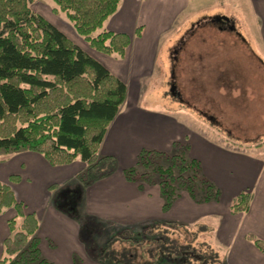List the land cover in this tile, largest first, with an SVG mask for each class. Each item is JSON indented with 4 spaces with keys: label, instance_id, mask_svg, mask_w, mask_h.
I'll return each mask as SVG.
<instances>
[{
    "label": "trees",
    "instance_id": "1",
    "mask_svg": "<svg viewBox=\"0 0 264 264\" xmlns=\"http://www.w3.org/2000/svg\"><path fill=\"white\" fill-rule=\"evenodd\" d=\"M35 1L0 0V162L33 151L52 166L76 160L85 164L77 182L53 184L49 190L58 211L81 221L80 238L87 243L88 255L100 264H225L211 242L202 243L206 249H198L191 241L183 244L171 238L170 231L191 233L192 227L186 223L161 219L107 231L106 224L82 214L88 185L117 169L116 156L102 154L101 147L127 101L128 86L35 11ZM53 1L92 49L125 56L131 37L104 27L121 0ZM141 30L137 28L138 36ZM189 148L174 143L171 150L142 149L136 163L124 170L125 177L141 190L146 182L157 184L164 211L172 208L183 191L197 203L220 201L221 189L207 176L201 160L190 155ZM14 179L18 177H10L12 182ZM252 200V191L240 192L230 212H248ZM9 208L16 214L7 220L9 235L2 243L0 264H56L42 251L38 215L26 210L9 183L0 181V216ZM195 226L200 227V234L212 231L204 223ZM101 233L107 235L103 245L96 241ZM248 238L264 252L263 240L252 234ZM116 243L123 245L122 249H115ZM75 261L80 262L78 256Z\"/></svg>",
    "mask_w": 264,
    "mask_h": 264
},
{
    "label": "rangeland",
    "instance_id": "2",
    "mask_svg": "<svg viewBox=\"0 0 264 264\" xmlns=\"http://www.w3.org/2000/svg\"><path fill=\"white\" fill-rule=\"evenodd\" d=\"M220 2L206 0L204 9L187 19H177L172 29L158 38L155 47L144 54L145 60L149 65L151 64L150 68L134 70L133 73L126 74L127 76L121 73L122 80L128 79L126 84L129 94L122 111H151L149 115L151 117L157 116L158 113L161 115L165 113L166 119L170 121L169 124H177L175 128L181 129L183 133L194 135L200 139L201 145V141L205 139L216 148H220L223 140H229L224 142L229 144L231 149L258 151L261 159L264 158V51L259 45L264 44V39L262 37L261 40L256 39L251 32L259 33L262 23L255 17L256 23L253 22L254 27L251 26L248 20L241 18L235 4L230 2L231 6H222ZM32 8L107 67V64L116 57L98 53L92 49L86 39L76 32L67 15L57 9L53 0H36ZM226 14L237 24L235 30L228 27L221 29L220 25L213 21L214 16H226ZM104 27L108 28V24L105 23ZM150 35L146 34V29L142 34L148 38ZM149 47L150 45L147 46V50ZM262 47L264 49L263 45ZM172 85L175 88L174 93L171 90ZM127 133L135 137L132 128ZM171 134V131L167 130L166 135L171 136L169 140L171 147L174 143L190 145L189 139L175 138ZM260 147L263 149L260 150ZM127 159L124 157V160ZM209 164L211 166L212 161ZM117 176L122 177V172H118ZM77 181L78 174L66 183ZM9 182L15 187L19 181L14 179L13 183L12 180ZM145 185L146 190L143 193L134 191V195L128 199V203L133 201L130 214H133L132 217L127 215L130 211H124L125 203L123 204L122 201V206L120 207L118 203V208L113 211L122 208L121 210L103 211L101 215L105 216L95 215L90 210L93 207L92 201L89 200L91 197L87 198L86 194L82 214L88 219L94 218L106 224L107 231H112L114 227H125L126 224L139 225L146 220L180 221L191 225L192 234L181 229L170 231L172 239H179V242L183 244L191 241L198 249H206L207 247L202 243L211 242L220 249L223 260L229 256L233 244L228 249L227 243L217 233L213 236L208 232L200 234L197 230L199 226H195V223L201 222L215 226L216 221L218 223L219 220L217 217L228 212L229 200L224 201V208L220 206L222 213L217 215L215 209L201 208L202 205L197 209V202L183 191L179 201H175V203L178 201L176 205L167 212L162 209L163 199L159 186L148 182ZM113 193L120 200L124 198L121 196V191ZM38 196L40 195H35V198ZM147 198L150 200L148 204L145 201ZM50 205L54 207L51 202ZM102 205L104 208L111 207L110 203L107 205L104 201L101 202ZM15 214V210L9 208L5 209L0 216V256L3 251L2 239L8 232L6 221ZM81 224V221H77L78 226L81 227ZM219 225L220 222L218 227ZM91 228H93L92 225L88 226L89 231ZM106 238L107 235L101 233L98 234L96 241L103 245ZM79 242L84 244L80 246L85 264H100L88 255L87 243L85 244L81 238ZM114 246L115 249L123 247L120 243ZM79 259L80 262L77 263L74 259L73 263L82 264L80 257ZM261 264H264V257H261Z\"/></svg>",
    "mask_w": 264,
    "mask_h": 264
},
{
    "label": "crops",
    "instance_id": "3",
    "mask_svg": "<svg viewBox=\"0 0 264 264\" xmlns=\"http://www.w3.org/2000/svg\"><path fill=\"white\" fill-rule=\"evenodd\" d=\"M205 1L121 0L118 11L107 20L108 28L105 29L127 33L131 37V44L125 56L115 55L116 57L107 64L108 68L121 79V73L126 75L133 73L134 70L138 71L140 68H150L151 64L149 65L144 57L146 51H151L152 47H155L157 39L171 30L177 19H187L192 14L204 9ZM219 1H221L220 5L222 6H231L230 2L235 4L241 18L248 20V23L253 27L252 23H256L255 17L261 20L262 24L260 25L262 27L259 33L250 32L256 39L261 40V37L264 39V0ZM234 9L236 10V8ZM219 16L223 15L214 16V18ZM229 19V21L216 22L221 29L225 27L231 29L232 26L235 28L237 24L232 18L229 17ZM235 21L238 20L235 18ZM138 26L142 28L139 36L136 33ZM234 28L232 30H235ZM250 28L252 29V27ZM145 29L146 34H151L149 38L142 36ZM146 39L147 41H145ZM149 45V50H147ZM262 45L264 46V44H261L259 47L264 51ZM123 81L126 83L128 79ZM122 110L109 126L101 147L102 154L116 156L117 169L110 176L97 180L87 187L86 196L87 198L91 197L89 200L92 201L93 205L89 209L95 215L105 216L101 215L103 211L112 212L118 208V203L121 207L123 202V204L125 203L124 211H130L127 215L132 217L133 214H130L133 201L128 203V199L134 195V191L143 193L146 188L141 190L137 183L128 181L124 170L136 163L142 149L168 150L170 148L169 150H171L173 147H171L172 144L169 141L171 136L166 135L167 130H170L171 135L175 138L189 139L190 155L201 160L207 176L222 191L220 201L196 203L197 209L202 205L201 208L215 209L217 215H219L222 213L220 206L224 208V201L228 202L229 200L231 205L233 199L240 192L252 191L253 200L248 212L233 214L230 212L229 205L227 206L228 212L217 217V219L219 218L218 223L220 222L219 227L217 221L215 226L208 223L207 225L212 229L210 235L213 236L217 233L227 243L228 249L233 244L229 256L224 259L226 264H256L257 259V264H261V257H264V252L248 238L252 234L264 241V158L260 159L258 151H236L224 142L229 140H223L220 148H216L205 139L201 141V145L200 139H197L194 135L183 133L181 129L175 128L177 124H169L170 121L166 119L167 115L165 113H162V115L158 113L157 116L151 117L149 116L151 111ZM130 128L134 131L135 137L127 133ZM259 149L262 150L263 148L260 147ZM124 157L128 159L124 160ZM209 159L212 161L211 166H209L211 162ZM84 168L85 164L81 160H76L69 165L52 166L43 155L33 151L17 153L12 155L8 161L0 162V181L9 183L18 199L25 203L26 209L38 215L42 251L48 259L56 264H74L75 256L81 258L82 264L86 263L84 256L81 254L82 247L80 244L83 243L79 242L80 226L77 225V221L50 205L52 195L49 190L51 185L66 183L67 180L79 174ZM118 172H122V177L117 176ZM13 175L17 176L19 181L15 187L9 182L10 177ZM119 191L122 193L121 196L124 197L121 200L113 193ZM37 194L40 196L35 198ZM102 201L106 202L107 205L110 203L111 207L107 208L105 206L104 208L103 205L101 206ZM145 201L148 204L150 200L147 198ZM121 209L119 208V210ZM148 221L153 220H146L141 223ZM132 225L126 224L125 226ZM7 228V234H9V227ZM51 243L52 245H50Z\"/></svg>",
    "mask_w": 264,
    "mask_h": 264
},
{
    "label": "water",
    "instance_id": "4",
    "mask_svg": "<svg viewBox=\"0 0 264 264\" xmlns=\"http://www.w3.org/2000/svg\"><path fill=\"white\" fill-rule=\"evenodd\" d=\"M213 20L217 21V22H222V21H229L230 19L227 16H219V17L213 18ZM233 28L234 27L232 26L231 29H233ZM171 90L174 93L175 88L173 87V85H172V89Z\"/></svg>",
    "mask_w": 264,
    "mask_h": 264
},
{
    "label": "flooded vegetation",
    "instance_id": "5",
    "mask_svg": "<svg viewBox=\"0 0 264 264\" xmlns=\"http://www.w3.org/2000/svg\"><path fill=\"white\" fill-rule=\"evenodd\" d=\"M223 22V21H222Z\"/></svg>",
    "mask_w": 264,
    "mask_h": 264
}]
</instances>
